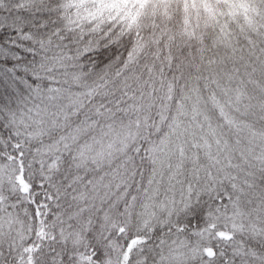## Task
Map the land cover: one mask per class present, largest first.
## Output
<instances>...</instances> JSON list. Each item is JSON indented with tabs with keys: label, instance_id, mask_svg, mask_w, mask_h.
I'll use <instances>...</instances> for the list:
<instances>
[{
	"label": "snow or ice",
	"instance_id": "6c2138e0",
	"mask_svg": "<svg viewBox=\"0 0 264 264\" xmlns=\"http://www.w3.org/2000/svg\"><path fill=\"white\" fill-rule=\"evenodd\" d=\"M0 264H264V0H0Z\"/></svg>",
	"mask_w": 264,
	"mask_h": 264
}]
</instances>
